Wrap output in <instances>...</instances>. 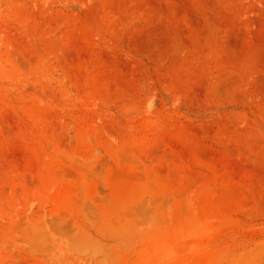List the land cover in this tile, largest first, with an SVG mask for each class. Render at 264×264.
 <instances>
[{"label":"rangeland","instance_id":"rangeland-1","mask_svg":"<svg viewBox=\"0 0 264 264\" xmlns=\"http://www.w3.org/2000/svg\"><path fill=\"white\" fill-rule=\"evenodd\" d=\"M0 264H264V0H0Z\"/></svg>","mask_w":264,"mask_h":264}]
</instances>
